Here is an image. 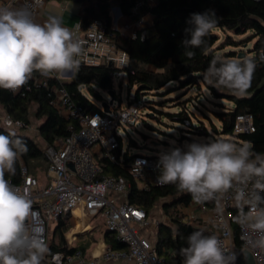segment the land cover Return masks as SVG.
Returning <instances> with one entry per match:
<instances>
[{
    "label": "built area",
    "instance_id": "2783aa9c",
    "mask_svg": "<svg viewBox=\"0 0 264 264\" xmlns=\"http://www.w3.org/2000/svg\"><path fill=\"white\" fill-rule=\"evenodd\" d=\"M47 0H24L23 6L29 8L33 18L38 22L40 13ZM156 0H138L128 16L134 19L136 30L130 38L140 37L142 40L148 35L150 24L146 19L149 6ZM72 31L82 42V53L78 57L79 67L61 76L74 77L81 69L97 66H114L120 71L130 66V56L126 49L119 47L118 34L108 32L104 23L95 19L87 27L82 20L77 23ZM117 31V30H116ZM119 33V32H118ZM120 34V33H119ZM121 35V34H120ZM264 53V51H261ZM259 54V55H260ZM133 72V71H132ZM124 73V72H123ZM61 76H42L35 72L31 79L14 94H25L33 89H48L50 104L65 118L74 121L75 125L69 127L70 134L56 141L54 145L44 148L47 160V177L44 181L28 169L20 161V182L13 185L22 191L27 190L33 201L34 218H30L29 226L41 232L48 245L49 227H55L60 220L69 221L77 211L86 214L90 220L103 225L105 231L126 245V250H115L107 247L102 254L106 260H127L136 264H175L160 255L153 237L143 234V229L155 230L163 223L180 220L200 229L208 230V225L213 228L210 232L216 235L222 247L228 252H234V264H240L239 256L244 250L253 255L256 264H264V250L255 248L250 243L255 236L245 225L239 223V239L242 247L235 244L231 220L232 209L238 207L235 200V190H230L220 202V211L214 202L211 217L203 219L196 216L195 208L204 213L208 207L204 204H177L166 212L164 219L153 217L146 210L132 205L128 201L130 183L123 176H114L104 170L105 162L126 165L127 172L135 181L140 190H150L155 187H165L174 184L161 185L157 183L160 169L157 167L159 156H146L136 154L133 147H124V140L118 128L139 125L143 111L140 102L134 95L128 97V102L116 104V100L100 101V110L94 111L78 105L73 95L63 85H50L51 79L61 80ZM81 94L86 95L87 88H79ZM107 97L110 99L108 92ZM116 94V92H115ZM109 104V112H105L103 103ZM4 127L27 130L30 125H25L20 120H14L6 115L3 119ZM185 125H189L186 121ZM255 131L253 116L243 114L237 117L234 134L252 133ZM128 152L130 160L124 162V153ZM251 187V185H249ZM248 211L247 206H245ZM246 211V212H247ZM71 244V241L69 242ZM75 251L67 254L63 251L46 254L45 264H79L88 262L83 251L71 246ZM95 264V262H93Z\"/></svg>",
    "mask_w": 264,
    "mask_h": 264
},
{
    "label": "trees",
    "instance_id": "16d2710c",
    "mask_svg": "<svg viewBox=\"0 0 264 264\" xmlns=\"http://www.w3.org/2000/svg\"><path fill=\"white\" fill-rule=\"evenodd\" d=\"M88 2L84 9L82 23L87 27L95 19L101 20L106 26L108 32L118 34V45L128 51L130 56V66L120 71L114 66L87 67L78 71L71 82H62L59 79H51L50 85H63L73 95L75 102L89 110H100L88 95H83L79 91L81 86L87 88L90 96L97 101H103L101 92L114 90L113 79L117 72L127 74V84L129 90L137 86L135 100L141 101L145 93H160L164 88H176L180 90L197 86L203 82L216 100L226 101L231 107L225 106L218 101L220 109L214 111L216 118L221 123L218 128L213 122L212 134L204 126L202 121L194 125L192 116L187 108L179 107L176 113H166L173 121L185 125L189 129L188 134L202 136H213L214 139L233 140L239 144L251 142L254 151L264 154V62H261L260 52L264 51V0H156V3L147 8L152 15V27L149 29L145 39L124 37L113 27L111 9L118 6L122 15L130 16L132 9L138 0H75ZM214 10L218 18L216 27L204 37L205 43L199 48L189 49L195 52V56L189 59L184 55L185 47L181 43L186 38L185 28L188 27L187 21L193 13H203L207 10ZM215 30L232 32L235 35H250L245 42L254 41L253 49L257 68L253 76L251 87L243 96L232 94L228 89L214 87L204 80L202 73L209 67L210 61L217 56L220 47L217 43L220 37ZM229 38L228 45L242 46V41H234ZM206 49V51H204ZM243 54V53H242ZM240 52L229 51L226 58H238ZM239 55V56H238ZM244 57H247V55ZM244 57L239 59H243ZM133 71V72H132ZM172 85H175L172 87ZM101 91V92H100ZM48 89H33L31 92L23 94H14L10 90L0 89V105L5 114L14 120H20L25 125H30L31 107L36 105V117L43 119L39 126L41 137L47 145H54L56 141L65 138L70 134L69 127L75 125L74 121L62 116L51 104L47 95ZM152 108V106L150 107ZM251 114L255 131L252 133H242L235 135L234 126L238 116ZM182 132L184 130L181 129ZM12 131L1 124L0 133L8 134ZM27 145L28 152L20 157L16 165L15 176H7L14 183L20 182V161H23L30 172L41 162H47L44 155V148L34 141L24 132H15ZM183 139L191 142L196 139L192 135L181 134ZM230 138V139H229ZM137 146L132 141L128 147ZM138 154V153H136ZM124 162L130 160L128 152L124 153ZM158 157L160 155H153ZM104 170L106 173L114 176H123L130 183L128 191V201L138 207L146 210L149 214L159 202L163 203V208L168 211L177 204L188 205L192 202L190 194L181 193L176 185L165 187H155L150 190H140L135 181L129 175L126 165L112 164L105 162ZM264 195V192L261 193ZM207 207H212L214 202L204 203ZM233 219L231 220L235 244L238 248L242 247L239 239V208L232 209ZM246 212V208H244ZM71 225L63 219L53 231V239L58 236L59 242H52L47 245V254L63 251L72 254L75 249L68 248L65 234L69 231ZM194 231H202L205 235L213 233L194 227L180 220H172L169 223H163L157 229L156 246L160 255L168 261L175 264H182V257L179 250L187 246V237ZM106 242L115 250H126V245L118 241L113 234L106 235ZM45 264V263H43Z\"/></svg>",
    "mask_w": 264,
    "mask_h": 264
},
{
    "label": "clouds",
    "instance_id": "9594fccd",
    "mask_svg": "<svg viewBox=\"0 0 264 264\" xmlns=\"http://www.w3.org/2000/svg\"><path fill=\"white\" fill-rule=\"evenodd\" d=\"M217 22L211 9L191 14L186 38L181 42L186 57L195 56L189 49L204 45V37ZM81 53L82 42L58 16L38 23L28 7L0 4V89L15 92L35 72L48 77L75 71ZM259 59L264 62V53ZM256 68L254 57L217 55L202 75L212 86L243 96L251 87ZM27 152V145L15 132L0 133V264H43L48 252L41 232L29 226L36 213L28 191L7 178L15 176L17 162ZM157 167V183L176 185L196 204L214 201L218 211L225 194L235 190L238 222L254 234L252 246L264 250V154L255 152L251 142L238 145L223 139L206 143L195 140L183 148L162 152ZM179 255L182 264H234L236 260L235 253L225 250L216 235L202 231L187 237V246L179 250Z\"/></svg>",
    "mask_w": 264,
    "mask_h": 264
},
{
    "label": "rangeland",
    "instance_id": "374dc122",
    "mask_svg": "<svg viewBox=\"0 0 264 264\" xmlns=\"http://www.w3.org/2000/svg\"><path fill=\"white\" fill-rule=\"evenodd\" d=\"M115 7L116 6H113L112 8ZM215 33L220 37V40L217 43V47H220L221 50H218V55H222L225 57L226 53H228L229 51H236L240 52V54H245V56L247 55V57L254 56L253 52L250 53V50L253 49L254 41H244L250 35L249 33L244 35H235L232 32H225L222 30H218ZM228 37H231L234 41H242V46L228 45L227 43L230 41ZM72 79L73 77L61 76L62 82H71ZM113 85L117 97L116 104L118 105L127 103L128 97L135 95V92L137 90V86L129 90L127 84V74L123 72H117L114 75ZM173 86L175 85H172V87ZM85 93L96 106L101 107L99 104L100 101H97L94 97L90 96L87 91H85ZM101 94L104 101L110 100L107 97V93L102 91ZM218 101L220 100H216L215 98H213L203 82H200L197 86L184 90H180L175 86L172 89L166 87L160 93H145L143 94V99L139 101L140 107L143 111V116L140 117L139 125H128L123 129L118 128L119 134L124 140V147H128L130 144H132V141H135L137 146H132L135 153L151 156L160 155L162 152L168 151L171 147L183 148L186 143H191L190 140L183 139V136H181V134L192 135L190 137L205 143L219 140L221 138L214 139L213 136L206 137L202 135L188 134V127H186L183 123L171 120L169 116L166 115V113H176V111H179V107L184 103L183 108H187L188 111H190L193 124L196 125L199 121H202L204 126L207 127V129L212 134L211 122H213L218 128H220L221 126V123L214 114V111H218L220 109ZM220 102L227 107H229L230 105L224 100ZM151 106L152 108H150ZM36 109L37 106L32 105L30 127L27 130L14 128L9 129L15 132H24L32 139H34V141L40 146L45 147L46 144L43 141L41 133L39 131V126L42 123L43 119H39L36 117ZM5 116V111L0 105V119L3 126V119L5 118ZM181 129L184 130V132H182ZM228 141L237 143L233 140ZM47 166V162H41L33 168L32 173L36 174L42 181H44L45 176L47 175ZM164 210L165 209L163 208V203L159 202L152 210L151 215L160 219V213H162L161 211L164 212ZM54 230L55 225L54 223H51V226L49 227L48 246L51 245L52 242H59L58 236L53 239ZM67 234L68 232L65 234L66 241L69 238ZM143 234L147 236H150L151 234L152 237H156V231L151 229H143Z\"/></svg>",
    "mask_w": 264,
    "mask_h": 264
},
{
    "label": "crops",
    "instance_id": "0c3cea01",
    "mask_svg": "<svg viewBox=\"0 0 264 264\" xmlns=\"http://www.w3.org/2000/svg\"><path fill=\"white\" fill-rule=\"evenodd\" d=\"M23 3L24 0H0V4L10 5L14 8L23 6ZM87 6V1L80 2L75 0H47L40 13L38 23H44L49 16H58L61 19L62 25L72 30L74 26L84 17V9ZM118 8L119 7L116 6L111 10L113 27L122 36L131 37L132 33L137 29L135 21L128 16L122 15V13L120 14ZM146 19L151 28L153 21L152 15H146ZM217 31L218 30H215V32ZM229 107H231V104ZM46 177L47 175L45 178ZM212 207H208V210L205 213L200 209L195 208L194 213L196 216L208 220L212 214ZM165 211L166 210H164V212L161 211V219H164V214L166 213ZM68 222L70 223L71 227L67 234L69 237L67 240V246H74L81 249L88 259V262L85 264H93V262H95V264H136L133 261L127 260L113 261L103 259V252L107 247H110V245L106 242V235L108 234L104 230L102 224L90 220L86 214H83L81 211H77L72 219H70ZM207 229L209 232L213 230V228L209 225ZM153 239L154 242L157 241L156 237H153ZM70 241L71 244L69 243ZM72 264L79 263L78 261H74Z\"/></svg>",
    "mask_w": 264,
    "mask_h": 264
},
{
    "label": "water",
    "instance_id": "95a60500",
    "mask_svg": "<svg viewBox=\"0 0 264 264\" xmlns=\"http://www.w3.org/2000/svg\"><path fill=\"white\" fill-rule=\"evenodd\" d=\"M118 11L121 14L120 8H118ZM239 57L240 58L244 57V54L240 55ZM108 95L110 97V104H112L116 100L115 91L114 90L108 91ZM103 108H104L105 112H109V104L107 102H104L103 103ZM112 232L113 231H111V230H107L106 231L107 234H111ZM239 262H240V264H256V261H255L253 255L248 250H244L240 254V256H239Z\"/></svg>",
    "mask_w": 264,
    "mask_h": 264
}]
</instances>
